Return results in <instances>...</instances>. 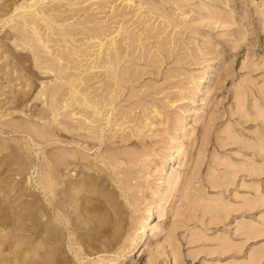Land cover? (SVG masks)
<instances>
[{
	"label": "rangeland",
	"instance_id": "374dc122",
	"mask_svg": "<svg viewBox=\"0 0 264 264\" xmlns=\"http://www.w3.org/2000/svg\"><path fill=\"white\" fill-rule=\"evenodd\" d=\"M15 1L18 5L23 0ZM130 1L40 3L59 14L60 28L84 26L86 32L100 34L123 23L132 33L127 39L117 37L127 56L118 65L123 81L112 87L119 86L112 90L117 98L105 112L109 123L97 126L99 137H86L88 129H66L65 108L58 116L41 112L43 96L24 101V112L8 114L17 94H2V89L26 90L29 77L37 84L35 96L41 82L53 83L55 72L50 61L36 60L18 40L3 39L9 56L0 51V218L7 223L13 212L24 215L34 197L39 215L48 211L58 218L63 240L59 261L68 264H88L98 257L104 264H264V0ZM18 12L3 17L10 16L11 22L0 23V38L17 22ZM72 31L80 47L93 41L83 46V34ZM106 36L101 35L102 42ZM96 41L83 58L60 46L64 52L51 56L82 68L101 52ZM7 61L19 63L27 76L4 73ZM102 71L95 85L105 81L107 86ZM16 120L38 131L15 128ZM48 127L71 134L76 142L63 135L42 142L39 133ZM60 151L75 153L73 159L80 162L95 159L97 171L109 174L104 191L75 193L71 209L79 207L83 196L99 205L102 196L113 192L123 220L122 237L113 251L85 256L89 248L83 249L72 223L54 203L59 197L39 183L48 169L45 156ZM59 170L63 178L73 179L78 168L62 164ZM26 178L30 187H25ZM32 189L26 197L25 190ZM93 221L90 225L84 220L79 233L106 230L113 215L105 210ZM145 224L141 243L132 245L131 238ZM32 239L23 235L18 240Z\"/></svg>",
	"mask_w": 264,
	"mask_h": 264
},
{
	"label": "bare ground",
	"instance_id": "6f19581e",
	"mask_svg": "<svg viewBox=\"0 0 264 264\" xmlns=\"http://www.w3.org/2000/svg\"><path fill=\"white\" fill-rule=\"evenodd\" d=\"M42 1L23 0L17 5L15 0H0V20H2L0 23L2 25L11 22L9 20L10 16H7L6 19L3 18L9 11L21 10V12L17 13V22L10 24L9 30H6L3 38H0L1 53L3 52L5 57L8 58L9 54L4 48L5 42L3 39L11 40L14 38L23 47H28L36 60L43 57V63L50 61V64L54 65L50 69L55 72L52 78L53 83H47L46 85V82H41L40 84L44 85L33 96V91L37 88L35 80H29V77H26L27 74L21 71V67L18 65L19 63H14V60L7 61L5 65L8 69L4 73H8L10 70L17 72L19 78L26 77L25 81L27 85L26 90L2 89V94H8L10 96L17 94V96L13 95L15 96L14 98H17V102H11L12 105L7 108L11 110L8 114L18 110L24 112L23 106H26L24 105V101H28L31 97L40 98L43 96V98L41 97V102L43 103L40 109L41 112L58 116L59 109L65 108L66 110L62 115L69 122L65 126L66 129L69 127L88 129V133L85 135L86 137H89V133L91 137L98 136L99 134H96V130H98L97 126L109 123L110 119L109 117H105L107 116L105 112L109 111V105L117 98V93L112 95V90H115L119 86L113 89L112 87L115 83L118 85L123 81L122 75L118 70V65L127 56H125L126 51L122 52V50H125V47L123 48V44H118L117 37L120 36L122 39H127L132 36V33L124 28L123 23H120L118 27L115 26L110 32L106 31L107 33L101 32L100 34H95L92 30L86 32L84 26H77V29L74 26L71 28H60V25L57 24L59 20H62L59 14H56L53 9L48 8L49 6H41L42 4L40 3ZM129 1L125 0V2ZM73 29L77 30V34H83V38L80 39L81 45L84 46L86 42L93 40L91 44L87 47H80L75 44L76 37L74 35L75 32L72 31ZM97 32H100V30ZM102 34L108 37L107 39L105 37V42L101 40ZM83 40L86 41L83 42ZM96 40H98V45H101L102 50L88 63L82 64V68H80L81 66L79 64L68 65L69 62H64L60 57L51 56L53 52H64L66 48L75 50L76 56L81 53L80 56L83 58L86 54H89L86 53L87 48L97 46ZM58 46L64 49L61 50ZM45 66H49V64ZM101 69H103L102 72L107 78V86H105V81L99 85H95L100 82L97 73ZM29 70L31 71V76H34V72L31 69ZM35 77L38 78L39 76L35 74ZM1 88H4V85L0 76ZM1 108L5 109L4 107ZM76 109L77 111H75ZM41 115H37V117L42 118ZM11 119L15 120L16 118L11 117ZM57 120L58 123H61L59 118ZM17 121L18 123H16ZM13 125L15 128L22 127L23 129L26 127L32 132L38 131L36 126L20 123L19 120H16ZM13 131H17V129H13ZM62 135L70 136L71 134H60L54 127H48L39 133V136L43 139L41 140L42 142L61 140ZM70 140L72 141L69 142H76L73 141L72 136H70ZM88 145L89 143L83 146L87 147ZM75 156V153L68 151H60L58 154H52V156L46 155L45 165L48 169L44 177H41L39 183L41 182V185L48 189L53 194V197H59L54 203L55 205L57 204V208L67 220L72 223V232H77L75 233L76 239L84 246L83 249L89 248L85 252V256L100 251H113L121 240L122 233L120 230L122 227L121 222L123 221L121 218V209L116 203L113 192H108L106 193L108 195L102 196L103 198L98 200L99 205L93 204L89 196H83L80 200L79 207L75 205L71 209V202L76 201L75 193L79 194L83 190L92 192L94 189L104 191L105 188L103 185L109 180V174L107 172L101 173L97 171L95 168L97 161L95 159L86 158L87 160L85 162H80L73 159ZM62 164L68 169L76 170L78 168L75 178H63V174L59 170V166ZM84 168L87 169L85 170ZM89 169H92V171H88ZM43 178L45 179L44 181ZM25 181L27 182L25 187H28V185L30 187L29 178H26ZM25 191L26 197L31 196L33 193V189ZM30 199L25 208L26 213L24 215L19 213V211L13 212L12 216H10L12 222L9 221L7 223H5L6 220L4 218H0V264H68V262L62 260L59 261L63 240L58 235L61 232V226L57 223L58 218L55 219L53 214L48 211L45 214L39 215L37 211L40 210H37L32 204L35 201H33L34 197L31 196ZM52 207L53 202H50L47 209L50 210ZM105 210L113 215V225L98 233L90 231L85 234L79 233V229L85 228V226L81 225L84 220L91 225L94 223L93 220L98 219ZM148 215H151V211L148 212ZM35 220L37 222L39 220V223ZM7 227L10 229V236L8 237V242L5 243L3 238L7 234ZM146 227L145 224V227L140 230V235L131 238L132 245L136 246L141 243V234L145 232ZM86 229L92 230L90 228ZM23 235L31 236L33 239L26 243L24 241L20 242L18 239ZM91 250L93 251L91 252ZM33 254H36V257H33V260L28 259V255L32 256ZM104 262L101 257H98L88 264H104Z\"/></svg>",
	"mask_w": 264,
	"mask_h": 264
}]
</instances>
